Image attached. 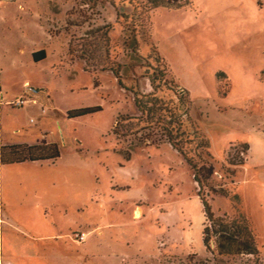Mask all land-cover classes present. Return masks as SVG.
I'll use <instances>...</instances> for the list:
<instances>
[{
    "label": "rangeland",
    "instance_id": "1",
    "mask_svg": "<svg viewBox=\"0 0 264 264\" xmlns=\"http://www.w3.org/2000/svg\"><path fill=\"white\" fill-rule=\"evenodd\" d=\"M187 2L132 0L126 21L123 0H0V148L45 140L61 153L0 161V264H264V0ZM155 72L157 97L190 107L182 146L214 171L202 196L216 218L251 224L255 255H219L168 143L138 146L143 127L114 136L118 116H140L134 93H152ZM83 109L101 111L69 119Z\"/></svg>",
    "mask_w": 264,
    "mask_h": 264
},
{
    "label": "trees",
    "instance_id": "2",
    "mask_svg": "<svg viewBox=\"0 0 264 264\" xmlns=\"http://www.w3.org/2000/svg\"><path fill=\"white\" fill-rule=\"evenodd\" d=\"M144 2L149 5L152 11L158 9L179 10L183 9L188 4L187 0H144ZM131 8L132 0H123L121 9L116 8L117 17L126 21L129 20L135 14L133 8V11H130ZM132 48L134 51L136 50L135 40H133ZM33 59L37 63L44 61L46 59V52L40 51L34 53ZM114 75L119 79V83L122 85L119 71L114 70ZM164 77L165 74L162 72H155L145 77L149 81L153 92L149 94L134 93V103L140 116H118L116 125L113 128L114 136L119 139L121 136L133 135L137 132L136 129L143 127L141 132L143 130H149L151 134L147 135L144 140L140 139V144L138 146L158 147L160 144L168 143L173 150L183 157V160L193 172L194 182L197 183L199 187V198L203 205L206 220L213 223L214 227L217 228L215 229V235L219 255H255L257 253V244L255 241L254 229L251 224L248 221L237 222L216 218L211 211V206L202 196L201 192L204 188H208L210 192L213 191L209 187L208 181L213 176L214 171L210 166L197 168L188 158L187 151L184 150L182 144H190L194 141L189 140L192 133L190 135V133H187V130L184 129V127L186 128L187 122L190 120V107L185 106L184 103H180L177 108V106H171L169 103L157 97V94L161 92L162 86L166 85ZM100 111V109H83L70 112L68 117L69 119H75L96 114ZM158 135H160L159 138ZM194 135L200 141L197 146L199 149L208 147V143H205L197 132H194ZM186 138L188 141H186ZM0 150V161L1 164L5 165L55 161L61 156L59 146L55 143H47L45 140L32 146L26 144L11 145L1 147ZM130 155L131 154L127 151V159H130ZM208 231L207 227L203 230V241L205 246L208 245L207 239L205 238Z\"/></svg>",
    "mask_w": 264,
    "mask_h": 264
},
{
    "label": "built area",
    "instance_id": "3",
    "mask_svg": "<svg viewBox=\"0 0 264 264\" xmlns=\"http://www.w3.org/2000/svg\"><path fill=\"white\" fill-rule=\"evenodd\" d=\"M29 93H30V94H34V93H36V90H32V89H31ZM24 103H25V102H24L23 100H21V101L15 103V107H17V108L23 107V106L25 105ZM80 239H81V240H84V236H83V235L80 236Z\"/></svg>",
    "mask_w": 264,
    "mask_h": 264
}]
</instances>
